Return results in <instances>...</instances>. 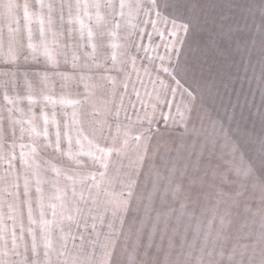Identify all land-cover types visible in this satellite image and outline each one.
<instances>
[{
	"label": "snow or ice",
	"instance_id": "6c2138e0",
	"mask_svg": "<svg viewBox=\"0 0 264 264\" xmlns=\"http://www.w3.org/2000/svg\"><path fill=\"white\" fill-rule=\"evenodd\" d=\"M197 27L178 0H0V264H137L157 247L158 186L131 221L133 169L145 128L183 115ZM212 240L181 258L264 264L242 235Z\"/></svg>",
	"mask_w": 264,
	"mask_h": 264
},
{
	"label": "clouds",
	"instance_id": "9594fccd",
	"mask_svg": "<svg viewBox=\"0 0 264 264\" xmlns=\"http://www.w3.org/2000/svg\"><path fill=\"white\" fill-rule=\"evenodd\" d=\"M178 5L195 10L199 47L189 45L183 58L190 71L182 117L145 128L147 154L133 169L139 184L131 221L143 219L139 201L158 186L157 247L149 254L141 246L137 264H186L185 242L209 234L213 244L216 236L242 235L264 248V0ZM235 264L250 261L241 254Z\"/></svg>",
	"mask_w": 264,
	"mask_h": 264
}]
</instances>
